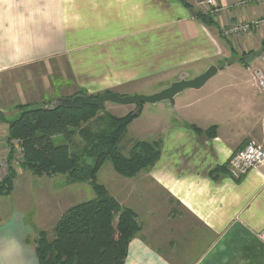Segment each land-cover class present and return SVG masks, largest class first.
I'll use <instances>...</instances> for the list:
<instances>
[{
	"label": "crops",
	"instance_id": "obj_1",
	"mask_svg": "<svg viewBox=\"0 0 264 264\" xmlns=\"http://www.w3.org/2000/svg\"><path fill=\"white\" fill-rule=\"evenodd\" d=\"M200 2L0 0V113L6 120L16 119L20 106H48L50 98L130 94L122 91L162 76L172 81L168 88L218 68L206 83L211 86L182 93L181 120H156L161 127L150 139L160 143L156 165L132 178L114 170L111 186L102 185L135 213L140 227L125 264H264V165L239 180L228 173L235 152L250 143L264 148V98L252 75L253 67L264 66V26L231 38L222 33L264 18V0H217L216 25L196 17L211 13ZM8 134V123L0 121V143L9 155ZM13 170L12 190L0 194V264H13L21 255L17 245L40 264L36 240L41 233L52 240L75 205L64 207L69 195L60 196L64 187L57 184H45L42 199L36 178L51 177L21 165ZM6 176L0 171V182Z\"/></svg>",
	"mask_w": 264,
	"mask_h": 264
},
{
	"label": "trees",
	"instance_id": "obj_2",
	"mask_svg": "<svg viewBox=\"0 0 264 264\" xmlns=\"http://www.w3.org/2000/svg\"><path fill=\"white\" fill-rule=\"evenodd\" d=\"M195 15L207 25H216L214 14ZM104 107L28 104L19 107L14 120H6L0 113V121L9 125V141L21 142L24 169L40 177L64 175L67 185L90 183L97 195L70 208L55 227L52 240L40 234L36 240L40 264H125L130 242L140 231L135 213L110 196L96 183V177L107 161L126 178L152 169L160 158V143L137 142L125 156L119 147L129 123L139 114L99 116ZM57 136H63L69 144L56 145ZM14 176L10 169L0 182V194H9Z\"/></svg>",
	"mask_w": 264,
	"mask_h": 264
},
{
	"label": "rangeland",
	"instance_id": "obj_3",
	"mask_svg": "<svg viewBox=\"0 0 264 264\" xmlns=\"http://www.w3.org/2000/svg\"><path fill=\"white\" fill-rule=\"evenodd\" d=\"M253 68H255V67H253ZM32 73L33 72H31V71H27L28 77H30L29 75H31V76L34 75ZM171 82L172 81H169L168 79H166L165 76L159 77L155 81L148 82V83L147 82H138V83L132 85L131 86L132 88H129V89L125 90L124 92L122 91V93H130V94H124V95L120 94L119 96H122V97L152 96V95H155V94L161 92L163 89L167 88V86ZM209 86H211V85H209V83H208L205 86V88H207ZM42 87H44V85ZM134 93H136V94H134ZM76 96H78V95H76ZM76 96L75 95L71 96L69 99H73ZM83 96L94 98V99L98 98V97H94V96H88L86 94ZM181 96H182V94L178 95L175 98L173 105H171L167 101L160 102L157 104H148V103L142 104L141 112L139 113V115L135 116L132 119V121L129 123V125L127 127L126 135H125V137H124V139L121 142L120 147H119L121 149V152L125 156H127V155H129V153H130V151H131V149L135 143L140 142V141H150V139L154 133L155 127H161L160 122H157L156 120H158V121H161L162 119H165V120L166 119H168V120L169 119L181 120L182 119L181 112L176 113V109L178 108L176 105L179 104V102L181 100ZM46 104H48V106H52V105H55L57 103L55 102V100L53 101V99L50 98V100ZM45 106H47V105H45ZM137 109L138 108H137L136 104H133V105H116V104H112V103H106L104 110L100 112V115H102L103 112H105L104 114L112 115V116L117 117V118H122V117L129 115V114L135 115ZM155 123H158V126ZM54 142L56 145H66V144L68 145L69 144L63 136L55 137ZM78 147H76L74 149H77ZM80 148H83V146ZM19 157H20L19 154L14 153L13 156L10 157V159L16 160ZM89 164L93 165V160H90ZM20 165H21V163L19 165L14 166V167L17 168ZM13 168H11V169H13ZM110 172L112 174L115 173V171L112 167L111 161H107L106 164H104V167L100 170V172L98 174L97 183L100 185L111 186L110 185V181H111ZM36 180H37L36 186H39L42 184L41 185L42 187L40 188L42 193L40 194V196H42L43 200L46 197L45 191L47 188H46L45 184H47V185L57 184L60 188L64 187L63 188L64 191H62V189H60V191L58 190L60 196L61 195H63V196L69 195L66 203H64V207H70L72 205L80 204V203H83V202L97 198V195L95 194L94 190L92 189V186L90 183H78V184H73V185L67 186V184L65 183L66 176H64V175H57L56 177H53L51 179H47V178L38 179V177H37ZM109 186H107V191L110 193H113L112 188Z\"/></svg>",
	"mask_w": 264,
	"mask_h": 264
},
{
	"label": "built area",
	"instance_id": "obj_4",
	"mask_svg": "<svg viewBox=\"0 0 264 264\" xmlns=\"http://www.w3.org/2000/svg\"><path fill=\"white\" fill-rule=\"evenodd\" d=\"M200 3L209 8L210 12L214 15L219 14V12L221 11L217 0H201ZM262 26H264V18L229 25L222 29V33L226 38H231L234 36L251 34L253 31L260 29ZM261 59L262 61H264V51ZM252 75L254 77L257 89L264 98V66H256L255 68H253ZM8 142L10 146L9 155L8 151H6L0 143V171L6 172V175L11 169L10 164L18 165L23 162V149L21 146V142L17 140ZM14 153L19 154L20 157L12 161L10 157H12ZM263 165L264 148L255 145L254 143H250L243 149L235 152L230 157V160L228 162V173L231 178L239 180L246 176L250 171L257 170ZM260 239L264 241V231L260 233Z\"/></svg>",
	"mask_w": 264,
	"mask_h": 264
},
{
	"label": "water",
	"instance_id": "obj_5",
	"mask_svg": "<svg viewBox=\"0 0 264 264\" xmlns=\"http://www.w3.org/2000/svg\"><path fill=\"white\" fill-rule=\"evenodd\" d=\"M218 73L217 67H210L204 74L192 79H181L180 81L172 83L168 88L152 96H131L122 97L116 94H105L97 99L78 95L73 99H59L56 105L64 106L72 109H79L84 105L99 107L106 103L116 105H133L136 104L138 109L136 114L142 110V104H157L167 101L171 105L174 104L175 98L189 89H200L206 85Z\"/></svg>",
	"mask_w": 264,
	"mask_h": 264
},
{
	"label": "clouds",
	"instance_id": "obj_6",
	"mask_svg": "<svg viewBox=\"0 0 264 264\" xmlns=\"http://www.w3.org/2000/svg\"><path fill=\"white\" fill-rule=\"evenodd\" d=\"M15 251L21 255L13 261V264H32L31 261L23 257L22 253L24 252V249L21 246L17 245ZM4 264H9V262L5 260Z\"/></svg>",
	"mask_w": 264,
	"mask_h": 264
}]
</instances>
